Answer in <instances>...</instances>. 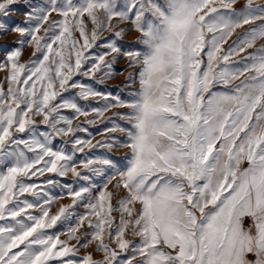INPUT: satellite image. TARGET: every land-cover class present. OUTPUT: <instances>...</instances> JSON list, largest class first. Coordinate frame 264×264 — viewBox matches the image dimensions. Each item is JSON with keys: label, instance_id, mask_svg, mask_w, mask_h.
Wrapping results in <instances>:
<instances>
[{"label": "snow or ice", "instance_id": "1", "mask_svg": "<svg viewBox=\"0 0 264 264\" xmlns=\"http://www.w3.org/2000/svg\"><path fill=\"white\" fill-rule=\"evenodd\" d=\"M9 33L0 264H264V0H0Z\"/></svg>", "mask_w": 264, "mask_h": 264}, {"label": "rangeland", "instance_id": "2", "mask_svg": "<svg viewBox=\"0 0 264 264\" xmlns=\"http://www.w3.org/2000/svg\"><path fill=\"white\" fill-rule=\"evenodd\" d=\"M23 15H24V13H23L22 9L21 10H17V11H13L12 13L9 14L12 22H19L20 20L23 19ZM16 35L17 34H15V33H9L7 35H0V55H2V50L3 49H6V48L11 46V42H12L13 38ZM135 35H136V32L133 31V32L127 34L124 37V39H131V37H133ZM26 57H27V52L25 53V58ZM123 64H124V60L123 59H119V60L116 61V66H117V71L118 72H119V66H122ZM2 77H3V73L0 72V78H2ZM122 80H123V75L122 74H118L114 78L107 80L106 83L108 85H116V84H119ZM97 124H99V121L97 122ZM92 128H96V125L91 126L90 130H92ZM101 135H103V133L94 135V140H99L101 138ZM114 152H115V154L117 156H121V155L124 154L125 149H119L118 148V149H115ZM70 180H71V177L69 176V178L65 182H70ZM69 201H70V198L63 197L61 202L68 203ZM58 206L59 205L54 206L53 207V211H55ZM62 238H64L63 235H62ZM72 242L74 243V241H72Z\"/></svg>", "mask_w": 264, "mask_h": 264}]
</instances>
